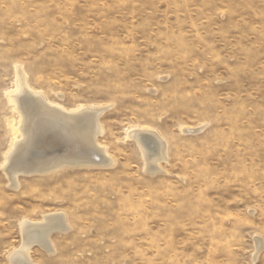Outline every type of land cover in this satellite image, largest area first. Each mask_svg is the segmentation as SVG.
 Returning <instances> with one entry per match:
<instances>
[{"label": "rangeland", "instance_id": "rangeland-1", "mask_svg": "<svg viewBox=\"0 0 264 264\" xmlns=\"http://www.w3.org/2000/svg\"><path fill=\"white\" fill-rule=\"evenodd\" d=\"M19 70L66 109L104 107L113 164L12 186ZM133 128L168 140L161 170ZM55 213L69 229L36 264H264V0H0V264Z\"/></svg>", "mask_w": 264, "mask_h": 264}, {"label": "bare ground", "instance_id": "bare-ground-1", "mask_svg": "<svg viewBox=\"0 0 264 264\" xmlns=\"http://www.w3.org/2000/svg\"><path fill=\"white\" fill-rule=\"evenodd\" d=\"M19 74L18 85L10 95V101L15 104L20 121L14 127L13 142L2 165L12 186L19 185L20 173L42 174L67 166L113 164L114 159L108 157L107 149L98 142V137L104 131L100 121L104 107L66 109L31 87L21 70ZM198 129L189 130L194 132ZM128 137L137 141L144 155V163L152 173L162 169L163 161H169V142L160 133L147 128H133ZM35 150L39 152L38 155L34 154ZM43 218L42 221L23 220L20 225L23 244L11 254V264H36L31 256L34 244L49 253L54 252L55 246L50 237L57 230L67 232V217L64 213H55ZM256 244L257 256L264 247L263 239L257 238Z\"/></svg>", "mask_w": 264, "mask_h": 264}]
</instances>
